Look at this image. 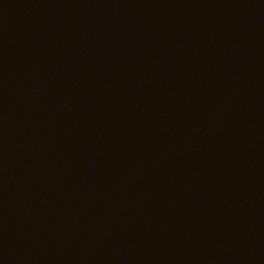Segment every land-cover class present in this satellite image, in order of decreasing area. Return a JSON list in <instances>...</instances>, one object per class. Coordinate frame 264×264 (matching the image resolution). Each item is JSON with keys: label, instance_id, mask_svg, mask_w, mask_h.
I'll return each instance as SVG.
<instances>
[{"label": "water", "instance_id": "water-1", "mask_svg": "<svg viewBox=\"0 0 264 264\" xmlns=\"http://www.w3.org/2000/svg\"><path fill=\"white\" fill-rule=\"evenodd\" d=\"M0 264H264V0H0Z\"/></svg>", "mask_w": 264, "mask_h": 264}]
</instances>
